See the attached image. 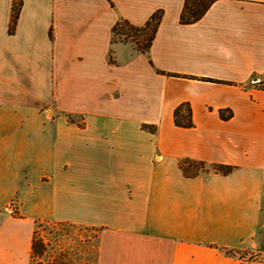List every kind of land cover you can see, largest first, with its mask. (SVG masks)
<instances>
[{"label": "crops", "instance_id": "crops-1", "mask_svg": "<svg viewBox=\"0 0 264 264\" xmlns=\"http://www.w3.org/2000/svg\"><path fill=\"white\" fill-rule=\"evenodd\" d=\"M21 1L10 34L0 0V264H31L42 222L95 232L89 264H264V0L192 24L185 0ZM158 12L147 53L114 42Z\"/></svg>", "mask_w": 264, "mask_h": 264}, {"label": "trees", "instance_id": "trees-1", "mask_svg": "<svg viewBox=\"0 0 264 264\" xmlns=\"http://www.w3.org/2000/svg\"><path fill=\"white\" fill-rule=\"evenodd\" d=\"M219 0H185L184 8L181 14V23L182 24H192L201 20L204 15L208 12V10L212 7L214 3ZM22 8V1L21 0H14L12 6V14H11V21L9 26V33L13 34L16 30L17 21L20 15V11ZM162 17V13L158 12L153 15V17L144 25L142 26H135L129 23L126 20H121L118 22L114 29L113 34H122L125 36L124 42H130L135 45L138 51L142 53H147L153 43V40L156 36L158 26L160 24ZM120 27L125 29L123 33L120 32ZM206 81L217 82V83H225L219 80L213 79H204ZM260 87L264 89V84H261ZM186 111V113H183ZM227 111H221V117L224 119H228L231 116V112L229 111L228 116H226ZM175 122L176 125L180 127L189 128L193 126V121L191 118V110L188 105H181L175 111ZM148 128L150 131L155 132L156 126H144ZM184 164H199L205 165L203 162H195V161H184L181 163L182 169L187 174V170L184 167ZM213 169L217 173L222 174H229L234 170L232 166H225V165H214ZM36 234V232H35ZM32 240V247H31V264L32 262L36 261V259H41L45 256L47 252V247L42 243L38 242L35 238ZM227 255L236 256L238 254L235 250L225 249ZM251 259V258H249ZM253 259V258H252ZM41 264V263H39ZM47 264H73L70 260H68L67 256L64 254L55 255L51 261Z\"/></svg>", "mask_w": 264, "mask_h": 264}, {"label": "rangeland", "instance_id": "rangeland-1", "mask_svg": "<svg viewBox=\"0 0 264 264\" xmlns=\"http://www.w3.org/2000/svg\"><path fill=\"white\" fill-rule=\"evenodd\" d=\"M119 29L121 33L125 31L122 27ZM124 39L125 36L122 34L114 35V42H124ZM184 167L188 169V175L214 170L212 166L199 164H184ZM35 238L47 247V252L32 264H47L56 254H64L73 264H89V260L95 256V232L79 226L42 222L36 228ZM258 241L264 248V232L256 236L254 242Z\"/></svg>", "mask_w": 264, "mask_h": 264}, {"label": "built area", "instance_id": "built-area-1", "mask_svg": "<svg viewBox=\"0 0 264 264\" xmlns=\"http://www.w3.org/2000/svg\"><path fill=\"white\" fill-rule=\"evenodd\" d=\"M259 80L258 79H256V81L255 82H258Z\"/></svg>", "mask_w": 264, "mask_h": 264}]
</instances>
